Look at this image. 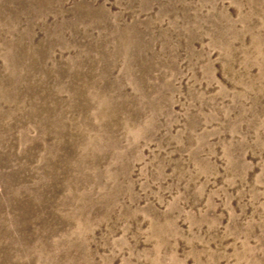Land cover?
Masks as SVG:
<instances>
[{"label": "rangeland", "instance_id": "1", "mask_svg": "<svg viewBox=\"0 0 264 264\" xmlns=\"http://www.w3.org/2000/svg\"><path fill=\"white\" fill-rule=\"evenodd\" d=\"M0 264H264V0H0Z\"/></svg>", "mask_w": 264, "mask_h": 264}]
</instances>
